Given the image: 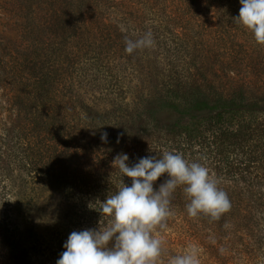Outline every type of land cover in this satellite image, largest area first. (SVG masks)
<instances>
[{
    "label": "rangeland",
    "instance_id": "obj_1",
    "mask_svg": "<svg viewBox=\"0 0 264 264\" xmlns=\"http://www.w3.org/2000/svg\"><path fill=\"white\" fill-rule=\"evenodd\" d=\"M43 1L45 9L36 17L29 0L13 8L20 13L10 14V22L0 20V264L55 263L46 255L49 240L40 230L42 217L51 218L54 211L39 203L23 215L16 212L15 177L18 192L23 190L20 180L26 179L18 167L22 153L16 157V149L24 144L35 148L46 139L61 147L60 166L81 162L98 169L101 161L112 163L121 153L129 163L148 154L158 141L166 142L148 119V101L160 90L216 80L227 86L237 82L248 88L252 99L264 96V45L258 44L243 66L235 63L237 47L212 48L207 70L198 71V60L164 45L169 41L150 15L139 19L120 14L114 0ZM130 44L132 51H127ZM33 76L42 84L50 81L57 123L48 132L27 125L13 105L29 95V85L37 82ZM256 117L264 122V112ZM104 132L107 142L101 140ZM262 145L264 172V141ZM192 148L203 153L196 144ZM122 186L117 182L115 189ZM172 257L160 256L157 264H168L164 261ZM212 257L197 256L199 264ZM256 264H264V256Z\"/></svg>",
    "mask_w": 264,
    "mask_h": 264
},
{
    "label": "trees",
    "instance_id": "obj_2",
    "mask_svg": "<svg viewBox=\"0 0 264 264\" xmlns=\"http://www.w3.org/2000/svg\"><path fill=\"white\" fill-rule=\"evenodd\" d=\"M25 1L29 0H0V20L10 22V14L20 13L13 8H21ZM32 1L36 17L44 11L45 4L43 0ZM114 2L120 14L139 19L146 15L153 17L158 32L169 41L164 45L169 44L173 51L198 60L195 67L198 71L207 70L205 63L212 48L237 47L235 63L243 66L258 45L253 33L233 21L239 16V0ZM32 80L37 82L29 85V95L13 104L16 114L22 115L27 125L51 131L57 121L52 117L50 81L46 79L42 84L34 76ZM250 96L248 88L239 87L237 82L227 86L213 80L206 84L194 82L186 87L170 86L148 101V119L166 142L162 143L163 139L155 143L144 157L160 158L165 152H174L189 163H201L219 180L218 187L227 193L231 204L228 211L215 219L204 214L190 217L185 207L189 200L184 186H178L171 197L172 214L165 222L166 227H157L153 233L162 240L161 256L182 255L192 246L197 249V256H213L205 264H256V258L264 256V172L261 167L264 122L256 117L257 113L264 112V96L258 99ZM51 142L45 139L35 148L24 144L25 148L15 150L16 157L22 153L18 167L25 172L26 179L20 180L23 190L18 192L21 188L19 178L15 177L13 194L16 212L22 215L39 203L54 211L51 218L47 214L42 217L40 230L49 240L46 255L56 264L73 231L98 229L101 221L109 219L102 217L100 208L108 196L118 191L116 183L130 187L132 180L118 167H113V160L112 163L101 161L98 169L81 162L60 166L57 158L62 153L61 147ZM194 144L203 153L193 152ZM138 161L130 160L129 165ZM167 179H170L167 173L158 178L153 184L154 190ZM113 244L111 241L109 246Z\"/></svg>",
    "mask_w": 264,
    "mask_h": 264
},
{
    "label": "clouds",
    "instance_id": "obj_3",
    "mask_svg": "<svg viewBox=\"0 0 264 264\" xmlns=\"http://www.w3.org/2000/svg\"><path fill=\"white\" fill-rule=\"evenodd\" d=\"M239 16L233 21L254 34L255 41L264 45V0H239ZM130 44L126 49L132 51ZM108 134L101 140L107 142ZM119 142V141H118ZM127 154H118L113 167L131 178V186L119 188L101 203L102 217L98 229L73 231L56 264H157L162 252V240L153 233L166 227L172 214L171 197L178 186L189 202L185 205L190 217L200 214L218 218L231 207L225 191L211 170L199 162L189 163L179 153L165 152L160 158L146 156L129 165ZM170 179L154 190L153 184L163 174ZM114 241L110 247L109 243ZM168 264H199L197 249L192 246L182 255L172 257Z\"/></svg>",
    "mask_w": 264,
    "mask_h": 264
}]
</instances>
